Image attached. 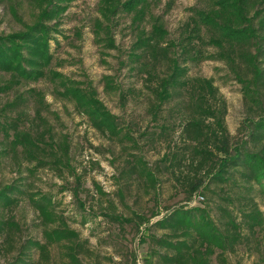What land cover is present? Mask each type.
Instances as JSON below:
<instances>
[{"label": "trees", "instance_id": "1", "mask_svg": "<svg viewBox=\"0 0 264 264\" xmlns=\"http://www.w3.org/2000/svg\"><path fill=\"white\" fill-rule=\"evenodd\" d=\"M40 1H48L42 21L25 31L0 35V72L9 75L0 82V94L14 93L13 99L0 106V155L17 163L20 160L19 167L26 166L31 173L47 165L65 179L64 173L69 171L78 197L83 176L73 167L68 137L54 130L45 115L49 106L41 92L33 87L22 91L20 86L42 78L60 80L57 88L94 128L106 135H123L135 146L138 143L130 132L123 133L118 116L98 97L92 83L80 86L52 70L51 30H57L54 25L66 9L61 4L65 0ZM154 1L105 0L101 13L107 21L118 14L133 15L137 40L130 57L146 75L148 113L158 129L146 134L162 139L176 131L165 110L173 103L179 111L182 143L169 146L154 167L133 153L122 173L144 178L156 188L158 173L167 171L181 185L187 200L200 192L204 199L199 203L205 202L174 207L152 222L159 210L150 216L139 212L125 216L112 211L115 202L106 198L104 215L121 225L134 223L138 230L147 225L149 232L141 237L150 242L147 264H233L231 256L241 249L255 256L257 264H264V210L258 201L259 195L264 196V0H205L202 6L189 8L177 40L169 38L163 16H153ZM173 3H168V9ZM149 16L155 18L148 29L143 25ZM101 29L107 45L115 47L111 26L99 20ZM210 59L223 61L241 85L245 117L237 135L229 130L227 101L214 80L189 73L190 63ZM107 85L113 87L111 81ZM30 103H34L33 114ZM95 184L96 191L105 194ZM13 188L0 189V207L13 205L15 198L8 193ZM30 196L45 226V241L27 239L13 264H51L55 245L62 248L65 264H94L83 258L91 254L89 240L58 213L52 196ZM78 201L85 209V202ZM16 226L14 220L0 217V236L9 231L10 237ZM156 229L163 232L158 234ZM31 252H38L39 258L28 257Z\"/></svg>", "mask_w": 264, "mask_h": 264}, {"label": "rangeland", "instance_id": "2", "mask_svg": "<svg viewBox=\"0 0 264 264\" xmlns=\"http://www.w3.org/2000/svg\"><path fill=\"white\" fill-rule=\"evenodd\" d=\"M105 0H65L62 5L66 9L56 18V28L52 29L51 50L54 54L50 67L59 73L61 79H69L87 86L92 83L98 91V97L108 109L118 116V123L123 133L130 132L137 145L131 139L103 134L94 128L88 117L81 114L74 104L59 90L60 80L42 78L20 86L25 91L35 88L41 92L49 110L45 115L54 125L58 134L67 136L71 145L73 167L83 176V187L79 195H74L76 183L74 176L66 171L65 179L59 172L47 165H40L33 173L26 166L19 167L15 159L0 155V189L13 185L8 193L15 198L11 207H0V217L10 218L18 226L0 236V264H13L22 244L29 238L45 241L44 224L39 210L31 200L30 194L52 196L58 213L63 215L71 228L80 232L89 240L91 254L83 256L94 264H147L150 242L141 239L142 233L149 229L144 224L138 230L134 223L113 221L104 212L106 198L115 202L112 211L125 216L139 212L150 216L159 210L161 213L152 218V222L162 217L174 207L181 205L194 206L204 204L197 201L198 192L190 200L179 183L167 171L158 173L156 188L141 177H127L122 171L127 167L133 153L142 155L150 167L168 151L169 146L181 145L179 111L175 105L167 104L166 114L176 131L162 139L149 138L146 132L157 129L148 113L149 90L146 75L130 57L137 40V31L132 21L133 15H116L107 21L102 15ZM155 0L153 16L162 15L169 38L177 40L181 26L188 19L189 8L202 6L205 0ZM48 1L40 0H0V35L22 32L42 21V11ZM43 7V8H42ZM154 17V18H155ZM150 16L143 27L150 28L154 22ZM99 20L111 26V37L115 47L111 48L104 39L105 30H99ZM51 21L49 24H53ZM191 76L212 78L221 94L227 101L228 113L226 122L232 134L239 133V127L245 117L241 85L234 79L223 61L205 60L201 63H190ZM108 76V77H107ZM107 77V78H106ZM9 75L0 72V82ZM111 81L113 87L107 82ZM14 93L0 94V106L13 99ZM34 103H30L29 111L33 114ZM23 171V173H20ZM99 184L105 194L96 191ZM85 202V209L79 201ZM258 201L264 210V196ZM149 226V225H148ZM154 231V230H152ZM158 234L163 230L156 229ZM10 238V239H9ZM38 259V252L28 256ZM233 264H257V258L241 249L231 256ZM51 264H65V256L59 245L51 247Z\"/></svg>", "mask_w": 264, "mask_h": 264}, {"label": "built area", "instance_id": "3", "mask_svg": "<svg viewBox=\"0 0 264 264\" xmlns=\"http://www.w3.org/2000/svg\"><path fill=\"white\" fill-rule=\"evenodd\" d=\"M203 199H204V197H202V196H198V197H197V201H201V200H203ZM195 204H196V203H195ZM195 204H194V205H195Z\"/></svg>", "mask_w": 264, "mask_h": 264}]
</instances>
